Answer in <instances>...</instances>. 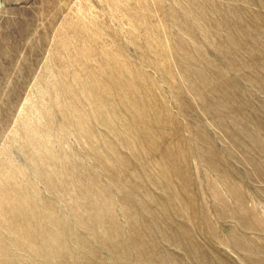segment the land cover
I'll use <instances>...</instances> for the list:
<instances>
[{"label":"rangeland","instance_id":"rangeland-1","mask_svg":"<svg viewBox=\"0 0 264 264\" xmlns=\"http://www.w3.org/2000/svg\"><path fill=\"white\" fill-rule=\"evenodd\" d=\"M0 264H264V0H0Z\"/></svg>","mask_w":264,"mask_h":264}]
</instances>
